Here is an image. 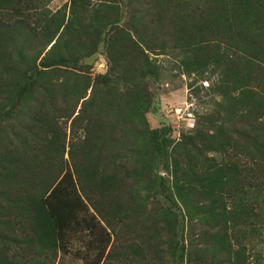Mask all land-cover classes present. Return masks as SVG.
Returning a JSON list of instances; mask_svg holds the SVG:
<instances>
[{
  "label": "trees",
  "instance_id": "obj_1",
  "mask_svg": "<svg viewBox=\"0 0 264 264\" xmlns=\"http://www.w3.org/2000/svg\"><path fill=\"white\" fill-rule=\"evenodd\" d=\"M51 1L0 0V264H54L81 234L105 264L120 228L138 264H262L264 0H70L66 23ZM170 52L220 97L177 141L146 117Z\"/></svg>",
  "mask_w": 264,
  "mask_h": 264
},
{
  "label": "rangeland",
  "instance_id": "obj_2",
  "mask_svg": "<svg viewBox=\"0 0 264 264\" xmlns=\"http://www.w3.org/2000/svg\"><path fill=\"white\" fill-rule=\"evenodd\" d=\"M95 4V0H91L90 6ZM70 5V0H52L47 8L50 13L56 11L63 13L66 23L70 17ZM121 18L123 22L128 18V11L124 6L121 7ZM70 42L72 44L73 35ZM64 50L65 46H61V51ZM102 53L103 47L99 45L98 51L93 53L97 55L92 57L89 63L91 75L106 71V62ZM93 54L85 57H91ZM153 57L160 66V76L153 88V102L146 117L151 128L170 127V136L177 141L181 133H188L195 129L199 117L215 108L214 103L220 98L216 91L218 72L213 71L212 68L203 74L195 70H184L180 63L182 56L177 52ZM85 60L89 61V59ZM70 70L73 71V68ZM69 123L70 121L65 123L67 135H69ZM64 158H67V153ZM158 171L164 175L166 183L170 185V179L165 174L163 164L159 165ZM154 202L155 200L150 199L149 209L157 205ZM129 239L130 235L123 228L118 230L117 235L110 236V245L103 252L105 264H138L133 258L128 259L124 256ZM88 243L89 237L86 235L81 234L80 237L74 238L67 252L58 253L54 264H90L89 260L95 258L100 247L93 243L96 247L89 248ZM104 244L107 245L104 242L101 246ZM251 251L253 258L255 253H259L260 262L264 264V242L256 244ZM182 264L189 263L184 260Z\"/></svg>",
  "mask_w": 264,
  "mask_h": 264
},
{
  "label": "water",
  "instance_id": "obj_3",
  "mask_svg": "<svg viewBox=\"0 0 264 264\" xmlns=\"http://www.w3.org/2000/svg\"><path fill=\"white\" fill-rule=\"evenodd\" d=\"M50 46L51 45H49V47L48 48H50ZM97 54H93L91 57H84L83 59H82V63L83 64H86V65H89V63H91V59H92V57H95ZM85 59H89V61H86Z\"/></svg>",
  "mask_w": 264,
  "mask_h": 264
}]
</instances>
